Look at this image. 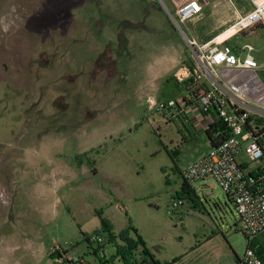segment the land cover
I'll return each instance as SVG.
<instances>
[{
	"label": "rangeland",
	"instance_id": "1",
	"mask_svg": "<svg viewBox=\"0 0 264 264\" xmlns=\"http://www.w3.org/2000/svg\"><path fill=\"white\" fill-rule=\"evenodd\" d=\"M162 1L168 11L160 0H0V264L61 256L97 264L86 236L102 230L101 217L117 235L136 238L135 228L161 263L182 253L205 218L245 253L247 238L212 178L169 212L181 171L208 153V138L146 105L193 62L184 34L202 42L221 32L230 4L221 0L217 13L200 2L202 14L179 28L168 12L176 18L189 0ZM222 37L252 44L264 79V28Z\"/></svg>",
	"mask_w": 264,
	"mask_h": 264
},
{
	"label": "built area",
	"instance_id": "2",
	"mask_svg": "<svg viewBox=\"0 0 264 264\" xmlns=\"http://www.w3.org/2000/svg\"><path fill=\"white\" fill-rule=\"evenodd\" d=\"M202 10L199 0H189L176 9L177 19L171 17L179 27L178 21L195 18ZM255 24L264 27V0L255 1L252 10L239 16L226 32ZM184 36L194 60L179 77L184 82L181 103L174 97L159 100L150 95L146 98L147 108L161 112L166 121L191 112L202 116L201 131L212 133L211 145L207 154L182 170V178L193 184L210 177L219 185L247 237L242 264H264V258L252 246L257 235L264 233V79L252 55L254 46L219 44L220 34L204 42ZM182 205V198H174L169 212L174 214ZM106 239L104 234L89 236L98 249L97 264L119 260L108 261ZM59 264L89 263L79 256L72 260L61 256Z\"/></svg>",
	"mask_w": 264,
	"mask_h": 264
},
{
	"label": "crops",
	"instance_id": "3",
	"mask_svg": "<svg viewBox=\"0 0 264 264\" xmlns=\"http://www.w3.org/2000/svg\"><path fill=\"white\" fill-rule=\"evenodd\" d=\"M199 1L203 3L204 8L208 4H211V7L215 9L216 12L218 9H220L221 6L224 7V5H222L221 3V0H199ZM224 1L230 4L227 10V12L230 11L228 12L229 15L227 14L229 19L225 23V26L227 27L224 28L221 32L215 34L214 36L221 33H225L226 30L229 29L236 22L239 16L245 15L246 13L251 11L254 2L260 0H242L241 4L243 5L241 7L236 6L234 1L232 2H230L229 0H224ZM258 25L263 27L262 24H258ZM233 31L235 30H232L231 32ZM214 36H212L210 39H212ZM204 41L207 40H203L202 42ZM173 119H177V118H172V121ZM178 119L179 122L183 124L185 130H187L188 133L190 132L188 127H192L193 129L192 132H202L201 131L202 116L199 113L191 112L187 115L183 114ZM207 143L210 148L211 141L209 139H207ZM201 186L208 188V186H213V183H210L209 185L203 183ZM192 194L193 193H190L187 197L191 198ZM192 201L195 202L196 200L193 199ZM199 202L202 203V200L199 199ZM182 218L183 216L181 217V219ZM205 219H207L204 220L206 224L203 223V225L200 228H197L195 231H193L191 235V243L183 249L182 253H177L180 255H172V257H163L164 262H168V264H242V258L244 256V253H241V251L238 249V243L234 239H232L231 236H223L224 234H222V231H219L218 225L215 222V220H213L212 218L210 219L205 218ZM254 244L258 248V254L262 258H264V233H260L257 235L256 239L254 240ZM153 256L155 257L154 254ZM155 258L157 259V257Z\"/></svg>",
	"mask_w": 264,
	"mask_h": 264
},
{
	"label": "trees",
	"instance_id": "4",
	"mask_svg": "<svg viewBox=\"0 0 264 264\" xmlns=\"http://www.w3.org/2000/svg\"><path fill=\"white\" fill-rule=\"evenodd\" d=\"M192 64L193 62L189 64V67H192ZM163 84V96L160 98V100H168L169 98L177 96L180 91L183 90L184 82H179V75L170 74V76L164 80ZM206 136L209 140H212V133L210 131L206 132ZM222 137L224 138V136ZM173 153H175V150ZM94 170L96 169L94 168ZM190 193H194V188L192 187V184L187 183L183 179L181 189L176 193L175 198L183 199L184 196H188ZM101 224L102 230L96 232L95 234H103L104 232V235L107 236L106 244H114L115 246V251L112 253L108 261H113L115 258H118L121 264H168V262L160 263L153 256L147 247L146 242L138 234L135 228L132 227L136 238H131L128 235V231H124L119 235L115 234L110 222L103 217H101ZM86 239L91 245L92 243L89 240V236H86ZM252 246L256 248V251L258 252V248L255 246L254 241L252 242ZM97 250L98 249L96 247L93 250L95 255H97ZM51 255L53 256V254ZM106 263L107 262H103V264Z\"/></svg>",
	"mask_w": 264,
	"mask_h": 264
},
{
	"label": "water",
	"instance_id": "5",
	"mask_svg": "<svg viewBox=\"0 0 264 264\" xmlns=\"http://www.w3.org/2000/svg\"><path fill=\"white\" fill-rule=\"evenodd\" d=\"M160 1H161L162 6L168 11V9H167L165 3H164L162 0H160ZM168 13H169V15H170V17H171V13H170V12H168ZM171 19H172V17H171ZM172 20H173V19H172ZM173 22H174V20H173ZM174 23H175V22H174Z\"/></svg>",
	"mask_w": 264,
	"mask_h": 264
},
{
	"label": "bare ground",
	"instance_id": "6",
	"mask_svg": "<svg viewBox=\"0 0 264 264\" xmlns=\"http://www.w3.org/2000/svg\"><path fill=\"white\" fill-rule=\"evenodd\" d=\"M231 31H232V30H229V31H227V32H225V33H221L220 36H219V39H222V38H223L222 36H223L224 34H229Z\"/></svg>",
	"mask_w": 264,
	"mask_h": 264
}]
</instances>
